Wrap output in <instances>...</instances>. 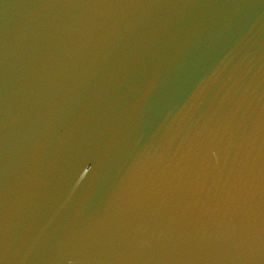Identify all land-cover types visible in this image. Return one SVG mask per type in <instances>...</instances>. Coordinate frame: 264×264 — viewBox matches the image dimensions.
<instances>
[{"label":"water","instance_id":"obj_1","mask_svg":"<svg viewBox=\"0 0 264 264\" xmlns=\"http://www.w3.org/2000/svg\"><path fill=\"white\" fill-rule=\"evenodd\" d=\"M0 264H264V0H0Z\"/></svg>","mask_w":264,"mask_h":264}]
</instances>
